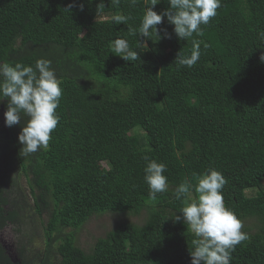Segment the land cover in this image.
<instances>
[{"label": "trees", "instance_id": "obj_1", "mask_svg": "<svg viewBox=\"0 0 264 264\" xmlns=\"http://www.w3.org/2000/svg\"><path fill=\"white\" fill-rule=\"evenodd\" d=\"M151 3L0 0V62L34 66L48 59L62 88L47 148L20 155L21 126L8 134L0 127V232L17 225L22 206L32 202L47 218L37 264H55L53 254L60 264H191L195 237L174 220L183 203L173 192L186 177L195 185L194 174L210 168L226 179V207L242 222L255 220L242 229L248 239L235 246L230 264H264V0H222L201 25L203 35L193 36L201 52L193 67L174 62L193 44L179 40L166 17L157 28L171 39L139 36ZM168 7L158 0L153 10ZM116 15L128 19L117 23ZM117 37L139 60L116 56ZM6 106L0 101V110ZM145 156L167 166L169 189L156 201L144 180ZM21 179L27 194L19 202L11 188ZM143 212L144 224L118 225L90 253L77 245L93 216ZM20 257L35 264L23 248ZM0 264H16L1 241Z\"/></svg>", "mask_w": 264, "mask_h": 264}, {"label": "clouds", "instance_id": "obj_2", "mask_svg": "<svg viewBox=\"0 0 264 264\" xmlns=\"http://www.w3.org/2000/svg\"><path fill=\"white\" fill-rule=\"evenodd\" d=\"M135 2L132 0L133 4ZM112 3L119 4V0H112ZM157 3L158 0H152L151 6L144 9L139 36L146 38L154 33L158 40L171 39L167 29L157 28L166 17L176 37L184 41L192 39L193 44L189 55L178 52L174 62L193 67L201 55L199 42L193 36L203 35L201 25H207L216 16L222 0H167L169 7L159 14L153 10ZM73 6L69 5L70 8ZM102 6L103 3L97 9ZM113 19L117 23H124L128 18L116 15ZM130 31L135 34V30ZM260 35L264 38V32ZM112 50L124 61L139 60V53L130 49L126 39L117 37L113 40ZM259 59L264 63V53ZM60 83L48 59H37L34 66L0 62V101L7 100L5 126H21L18 135V142L22 145L20 155L28 156L48 147L51 133L59 122L56 109L62 96ZM144 159L147 162L144 180L149 188L148 196L156 201L158 194L169 189L168 178L164 175L167 166L147 156ZM194 176L195 185L186 177L173 192V197L183 203L179 210L182 216L174 214V220L183 221L187 230L194 233L191 264H230L231 252L236 245L248 239V234L242 231L243 222L224 203L222 189L226 179L212 168ZM193 190L198 198H193Z\"/></svg>", "mask_w": 264, "mask_h": 264}, {"label": "rangeland", "instance_id": "obj_3", "mask_svg": "<svg viewBox=\"0 0 264 264\" xmlns=\"http://www.w3.org/2000/svg\"><path fill=\"white\" fill-rule=\"evenodd\" d=\"M20 185L15 182L11 188L14 200L21 201L22 195L27 194V184L21 179ZM15 192L17 195H15ZM257 191L249 192V196H255ZM193 198L198 195L192 193ZM17 197V198H15ZM30 204L26 207L22 206L20 212V220L17 225H10L0 232V241L11 260L16 264H21V249L25 250V257L38 263L37 256L43 254L46 245L44 238L43 223L47 221L46 216L42 219L34 212V208ZM147 218V212H143L141 216H124L114 213L99 214L93 216L89 222L77 233V245L86 253H90L96 242L104 238L110 231L114 230L122 223H131L135 225L144 224ZM255 220L250 219L243 222V228H252ZM242 228V229H243ZM55 264H60V258L53 254Z\"/></svg>", "mask_w": 264, "mask_h": 264}, {"label": "water", "instance_id": "obj_4", "mask_svg": "<svg viewBox=\"0 0 264 264\" xmlns=\"http://www.w3.org/2000/svg\"><path fill=\"white\" fill-rule=\"evenodd\" d=\"M0 127L8 134L9 127L5 126L4 110H0Z\"/></svg>", "mask_w": 264, "mask_h": 264}]
</instances>
